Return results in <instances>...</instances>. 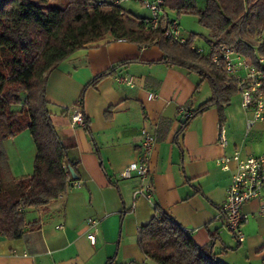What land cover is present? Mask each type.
<instances>
[{"label": "crops", "instance_id": "0c3cea01", "mask_svg": "<svg viewBox=\"0 0 264 264\" xmlns=\"http://www.w3.org/2000/svg\"><path fill=\"white\" fill-rule=\"evenodd\" d=\"M161 58L156 46L138 47L106 37L77 50L50 73L45 99L67 148L66 169L70 166L76 179L68 173L63 195L28 209L29 222L41 224L38 230L15 240L0 237V264L145 263L137 235L156 215L155 207L188 232L197 246H211L227 264H261L264 218L257 214L259 201L242 206L248 220L241 226L245 239L240 243L225 228L222 215L234 165L223 171L216 161L235 151L243 157L264 155V122L248 127L252 115L241 107L237 93L223 109L222 124L218 110L211 107L180 132L185 113L204 103L210 88L197 74L166 66ZM125 75L134 78L133 87L116 82ZM150 93L155 98L148 99ZM78 113L86 120L83 126L73 123ZM220 125L226 131L224 148L217 143ZM142 130L155 137L150 200L133 199L139 185L135 175L118 177L139 160ZM26 133L5 139L11 145L8 152L15 155L10 167L14 177L32 172L35 148L25 164L24 147L18 142ZM89 218L99 221L94 246L87 239Z\"/></svg>", "mask_w": 264, "mask_h": 264}, {"label": "trees", "instance_id": "16d2710c", "mask_svg": "<svg viewBox=\"0 0 264 264\" xmlns=\"http://www.w3.org/2000/svg\"><path fill=\"white\" fill-rule=\"evenodd\" d=\"M162 8L161 22L152 30L147 17H135L114 0H0V141L27 131L35 148L30 175L5 181L0 167V237L15 240L38 230L40 222L27 221L26 211L46 206L67 190V148L51 122L45 93L50 73L84 46L110 37L158 47L163 64L197 74L210 88V97L183 119L180 132L211 107L222 124L223 109L239 93L236 81L192 48L195 37L184 44L166 39L165 25L173 18L170 12L195 14L209 32L208 45L233 48L255 64L264 57V0H206L203 10H197L196 0H162ZM21 95L24 103L16 110ZM155 211L137 235L146 262L129 264H227L211 246H197L170 216Z\"/></svg>", "mask_w": 264, "mask_h": 264}, {"label": "built area", "instance_id": "2783aa9c", "mask_svg": "<svg viewBox=\"0 0 264 264\" xmlns=\"http://www.w3.org/2000/svg\"><path fill=\"white\" fill-rule=\"evenodd\" d=\"M124 1L126 0H114V3L121 4ZM134 1L140 2L148 10L149 16L146 24L150 29H156L164 14L162 0ZM163 35L173 43H186V38L181 34L176 18L166 23ZM192 48L208 59L216 69L223 71L236 81L241 107L252 115L248 127L255 122H264V57L259 56L255 64H250L236 50L225 45L209 44L206 54L201 47L192 46ZM115 80L118 84L127 87L135 85L134 78L129 75L118 76ZM147 98L153 99L155 94L150 93ZM188 116L189 113L186 112L184 118ZM72 120L76 125H84L83 117L79 113L73 116ZM217 143L223 148L227 146L226 131L222 125L218 129ZM154 145V135L147 130H142L139 160L129 164L118 173L119 178L128 179L135 175L139 180V185L133 193L134 200L138 197L151 199L150 157ZM216 163L223 171H230L231 165H234L231 182L226 190V199L222 206V215L225 228L233 238L241 243L245 239L241 226L248 220V215L242 212V206L254 200L259 201L257 214L264 218V155L243 157L239 151H235L232 155H223L218 158ZM85 225L88 230L87 239L90 245L94 246L97 241L99 221L89 218L85 221Z\"/></svg>", "mask_w": 264, "mask_h": 264}, {"label": "rangeland", "instance_id": "374dc122", "mask_svg": "<svg viewBox=\"0 0 264 264\" xmlns=\"http://www.w3.org/2000/svg\"><path fill=\"white\" fill-rule=\"evenodd\" d=\"M205 2L206 0H196L197 10H203L205 8ZM120 7L124 11L131 13L135 17L143 18L149 16L148 10L144 6H142V4L138 1L126 0L120 4ZM170 15L171 17L176 18L179 22L180 31L183 37L186 39L190 36L195 37L194 45L196 47H201L204 50V53L206 54L209 46L207 42V40L209 39V32L198 23L196 15L181 14L180 16H178L174 12H170ZM23 103L24 96L21 95L20 103L15 106V109L19 110L23 106ZM18 142L21 143L24 147L22 149V162L27 164L29 159L31 158V152L29 150H31V148H33L34 150L32 139L30 135L26 133L22 138L19 139ZM29 144L31 145V147L29 146ZM10 146L11 145H9V142L5 140L0 141V167L5 181H8L9 177L12 176L10 167H12L13 162L15 160L14 153L8 152V148H10ZM31 211L32 210H28L25 213V218L27 221L32 220Z\"/></svg>", "mask_w": 264, "mask_h": 264}, {"label": "water", "instance_id": "95a60500", "mask_svg": "<svg viewBox=\"0 0 264 264\" xmlns=\"http://www.w3.org/2000/svg\"><path fill=\"white\" fill-rule=\"evenodd\" d=\"M67 170H68V173H69V175H70V178H71L72 180H75L76 177L74 176V172H73L72 168H71L70 166H67Z\"/></svg>", "mask_w": 264, "mask_h": 264}]
</instances>
